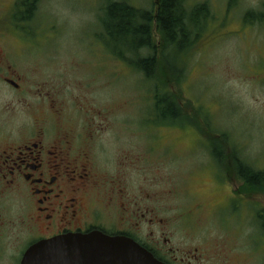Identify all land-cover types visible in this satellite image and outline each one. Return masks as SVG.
Returning <instances> with one entry per match:
<instances>
[{
	"label": "rangeland",
	"instance_id": "374dc122",
	"mask_svg": "<svg viewBox=\"0 0 264 264\" xmlns=\"http://www.w3.org/2000/svg\"><path fill=\"white\" fill-rule=\"evenodd\" d=\"M111 1L150 11L157 3ZM24 2L33 6L30 19L23 18L30 7ZM109 2L0 0V149L28 134L34 115L44 113L41 98H72L98 112L100 145L110 148V157L130 147L132 194L149 193L147 203L169 226L174 245L203 248L210 241L208 249L219 243L250 254L235 255L230 264H264V189L254 197L230 195L235 185L218 184L221 178L210 174L216 167L205 164L203 148L221 140L232 148L226 167L237 155L264 172V17H248L250 11L264 13V0H186L187 7L207 4L210 17L196 28L188 48L170 50L173 72L161 62V36L151 29L158 46L157 82L166 84L182 117L207 144L187 123L178 125L181 118L156 117L154 85L137 67L148 51L128 49L137 41L117 32L118 20L104 11ZM203 123L215 139L202 132ZM13 195L4 193L5 211L15 209ZM194 202L203 209L174 217ZM206 259L200 264H217Z\"/></svg>",
	"mask_w": 264,
	"mask_h": 264
},
{
	"label": "flooded vegetation",
	"instance_id": "af4514ba",
	"mask_svg": "<svg viewBox=\"0 0 264 264\" xmlns=\"http://www.w3.org/2000/svg\"><path fill=\"white\" fill-rule=\"evenodd\" d=\"M13 86L18 89L19 84ZM40 100L39 109L44 113L34 115L28 134L0 149V264H21L26 251L40 241L94 231L133 240L164 264H200L205 258L230 264L235 255L250 259L242 248L217 243L208 249L210 241L209 247L203 248L181 246L180 242L174 245L169 226L165 227L166 222L147 203L149 193L140 189L139 194H132L130 147L117 148L110 157V148L100 145L103 126L98 112L72 98L60 100L49 95ZM185 123L184 119L178 125ZM187 125L207 144L191 122ZM202 126L205 132L208 128L205 123ZM203 148L209 158L205 164L216 167L210 174L221 178L218 184L235 185L230 195L258 196L257 190L244 191L248 182L237 155L231 168L224 165L231 147ZM192 154L190 151L189 156ZM6 192L14 194L12 211L4 210ZM203 207V203L194 202L174 217H192Z\"/></svg>",
	"mask_w": 264,
	"mask_h": 264
},
{
	"label": "trees",
	"instance_id": "16d2710c",
	"mask_svg": "<svg viewBox=\"0 0 264 264\" xmlns=\"http://www.w3.org/2000/svg\"><path fill=\"white\" fill-rule=\"evenodd\" d=\"M104 8L109 19L118 20L117 32L119 34H126L133 41L137 43L130 48L131 52L140 53L142 50H147V55H143L137 61V67L141 69V73L145 80L151 82L153 86V105L156 112V117L172 119V121H180L179 118L184 120L183 114L181 115L180 107L177 105L178 101L174 102V94L167 88L166 84L160 86L157 82V53L158 46L154 42L151 29L153 25L156 31L161 36V48L159 55L161 62L170 71H175L172 64L169 62L170 50L182 51L188 48L193 42L190 37L197 35L196 28L200 27L205 19L210 17L207 4H196L195 6L187 7L186 0H157L155 11L142 10L126 4V1H111ZM28 8V15L24 19H30L33 11L32 4ZM27 12V10L25 11ZM259 18L264 17V13L256 14L249 12L248 17ZM257 16V17H256ZM116 18V19H115ZM111 33V29H107ZM113 31V29H112ZM115 32V31H113ZM177 99V98H176ZM181 106V105H180ZM211 138H216L217 135L210 129L206 130ZM223 143V144H222ZM220 144V145H219ZM227 146L221 140H212V147ZM241 171L243 177L247 179L248 185L244 186V191L252 192L254 190L260 191L264 189V172L257 171L249 167L244 162L240 161Z\"/></svg>",
	"mask_w": 264,
	"mask_h": 264
},
{
	"label": "water",
	"instance_id": "95a60500",
	"mask_svg": "<svg viewBox=\"0 0 264 264\" xmlns=\"http://www.w3.org/2000/svg\"><path fill=\"white\" fill-rule=\"evenodd\" d=\"M15 85V82L8 80ZM21 264H164L149 251L123 237L101 232L69 234L31 246Z\"/></svg>",
	"mask_w": 264,
	"mask_h": 264
}]
</instances>
